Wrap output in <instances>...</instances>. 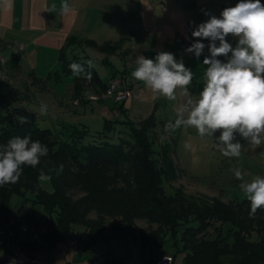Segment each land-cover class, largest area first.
I'll return each instance as SVG.
<instances>
[{
  "label": "trees",
  "instance_id": "1",
  "mask_svg": "<svg viewBox=\"0 0 264 264\" xmlns=\"http://www.w3.org/2000/svg\"><path fill=\"white\" fill-rule=\"evenodd\" d=\"M261 3L264 4V0ZM81 45L92 46L102 53L104 64L109 63L108 56L119 48L117 44L97 45L91 40L69 36L59 50V71L43 79L31 75L30 86L39 88L49 80L55 82L70 76L74 96L82 94L83 88L88 86L92 95H96L90 99H105L101 95L108 81L101 79L94 67L87 68L86 61L90 58L73 53L74 48ZM145 55L155 58L150 52ZM73 62L84 64L91 72V80L73 76L69 69ZM111 77L120 78L128 90L124 76L119 77L112 71ZM4 83L0 81V85ZM28 99L23 91L11 87L0 93V144H6L14 136L31 135L33 140L49 148L48 157L37 168L24 167L18 183L0 186V224L7 223L11 215L16 214L24 216L38 233V238L22 237L17 221L9 224L14 235L12 242L28 256L41 254L60 243L91 251L106 228L103 223L86 218L89 209L97 207V198L109 214L118 205L123 209L122 212L118 210L123 221L120 224L111 221L108 228L121 229L131 225L135 218L145 220L147 227L138 232L141 243L161 247L168 238L182 254L183 264H247L245 258H264V239L259 238V232H264V209H258L254 215L257 217L256 232L246 234H255L259 242L247 241L244 239L249 229L247 216H252L247 199L225 203L216 197L187 196L180 189L165 191L164 183L175 179L177 166L170 146L155 144L153 131L157 122L153 113L136 122L124 113L122 104L126 99L115 102L111 98L114 109L123 118H104L103 129L91 134L84 125L41 128L37 113L19 103ZM82 103H85L84 98ZM20 116L27 117L29 123L20 124ZM53 163L56 166L62 163L64 170L58 176L51 173L49 192L41 187L38 175L41 168L47 171ZM124 171L126 177L122 176ZM69 190L83 191L87 197L71 201ZM13 197L21 200L14 211L10 208ZM34 205L41 206L42 220L32 212ZM24 207L30 209L29 215L23 214ZM78 226L85 228V239L76 235Z\"/></svg>",
  "mask_w": 264,
  "mask_h": 264
},
{
  "label": "rangeland",
  "instance_id": "2",
  "mask_svg": "<svg viewBox=\"0 0 264 264\" xmlns=\"http://www.w3.org/2000/svg\"><path fill=\"white\" fill-rule=\"evenodd\" d=\"M235 5L233 3L228 7ZM222 10L223 8L220 9L221 12ZM151 41L147 37L145 39H142V37L137 38L136 42L130 45L125 55L108 56V64H104L102 61L104 55L91 46H77L74 48L73 53L90 58L94 62L93 67L99 77L105 81L109 72L108 69H114L110 71H115L119 77H123V72H121L123 68L127 73L131 74L136 67V58L141 56L137 49L148 47ZM229 42L235 47L237 38L233 37ZM190 57H192V61L203 64L204 59L196 58L193 54H190ZM218 59L223 62L227 61V57L223 56L218 57ZM207 67L204 64L201 70L197 69L196 66L189 67L194 73L191 87L195 90L189 87L191 89L189 91L194 98L203 88L206 80L204 74ZM0 76L2 81L7 79L3 73ZM67 78L62 77L60 81L55 82L52 80L50 83L54 85L53 88L50 84L39 88L33 86L26 88L22 84H20L22 87H18L29 98L19 103L21 106L37 113V122L41 128L84 125L91 134H94L103 129L104 118L115 119L118 117L116 116L118 115L116 113L117 109H114L115 104L111 98L106 97L101 101L90 99V96L96 95H92L94 93L87 86L83 88L82 94H80L85 100V103H82L80 95H73L71 79ZM10 86L8 83L7 86L5 84L1 85L0 92L7 91ZM186 100L187 97L182 96L179 89H177V99L169 101L167 98L153 93L143 82L136 80L132 87V92L124 102V113L136 122L153 113L157 122L153 131L155 144L167 143L172 150L171 155L177 166L175 168L176 177L168 183H164L165 191L172 192L175 189H180L187 196L216 197L225 203H228L229 200L240 201L246 199L239 189L241 181L235 178L232 169L239 168L244 179L248 181L257 176L264 177V142L261 145H250L237 135V140L243 145L242 154L238 158H229L223 156L216 147L218 143L216 138L220 134L219 130L212 138L208 136L200 137L197 130L189 126H181L174 130L167 128L166 126L170 122H175L178 112ZM42 103L48 106L46 115H40L39 113ZM111 112L116 115L111 114ZM119 118L122 119L123 117L120 116ZM122 176L126 177V172ZM39 183L43 189L51 191L49 182ZM67 193L71 201H78L87 197L86 193L80 190H69ZM96 201L97 207L92 210L89 209L86 218L96 223H103L106 228L102 236L96 240L93 249L85 252L68 247L65 243H60L56 247L43 252L39 257L38 264H116L120 262L125 264H146L150 260L155 259L160 253L174 254L172 264H183L181 262L182 254L176 251L172 240L167 238L165 244L161 247L150 243L145 245L141 243L138 232L147 227L148 223L145 220L135 218L131 225L123 226L121 229L111 230L108 228L111 221L115 224H120L123 221V217L120 215L123 209H120L121 205H118L116 210L109 214L106 212L104 203L102 201L99 202L97 198ZM117 202L119 201L117 200ZM20 203L21 200L19 198L13 197L10 201V208L14 211ZM32 208L34 215L42 220L44 213L41 206L34 205ZM118 210L121 212L119 213ZM247 218L249 229L245 233L244 239L259 242L255 234L252 236L246 235L250 231L256 232L257 217L247 216ZM77 229L76 235L85 239V228L78 226ZM33 238H38L37 232L33 235ZM259 238L264 239V232H259ZM177 246H180L179 242ZM35 256H39V254H35ZM245 260L247 264H264V258H245Z\"/></svg>",
  "mask_w": 264,
  "mask_h": 264
},
{
  "label": "clouds",
  "instance_id": "3",
  "mask_svg": "<svg viewBox=\"0 0 264 264\" xmlns=\"http://www.w3.org/2000/svg\"><path fill=\"white\" fill-rule=\"evenodd\" d=\"M3 3L11 7V0ZM56 7L52 5L53 10ZM60 11L62 14L73 11L68 0H61ZM205 14L208 20L195 28L192 32L195 41L185 49L196 58L203 54L205 47L210 53L203 60L208 66L206 80L195 98L189 91L194 73L173 53L159 52L154 59L138 56L131 76L169 101L177 99V89L187 97L175 122H170L167 128L189 126L200 137L212 138L219 130L216 147L223 156L238 158L243 145L237 135L250 145L264 142V4L261 0H239L235 6L224 8L219 17ZM229 35L237 38L235 47L227 40ZM204 39L209 41L207 45L201 42ZM221 56L227 57V61L218 59ZM86 64L88 69L94 66L91 59ZM69 69L75 77L92 78L84 64L73 62ZM47 112L48 106L42 103L40 115ZM19 123H29L28 118L20 116ZM48 155V146L33 140L31 135L14 136L6 144H0V186L18 183L24 167L37 168ZM63 170L62 163L58 166L53 163L47 171L41 168L38 181L50 182L51 173L58 176ZM232 171L241 181L239 189L250 202V215L254 216L258 209H264V177L248 181L239 168Z\"/></svg>",
  "mask_w": 264,
  "mask_h": 264
},
{
  "label": "crops",
  "instance_id": "4",
  "mask_svg": "<svg viewBox=\"0 0 264 264\" xmlns=\"http://www.w3.org/2000/svg\"><path fill=\"white\" fill-rule=\"evenodd\" d=\"M238 2L239 0H68L73 11L62 14L61 0H11L10 8L0 0V54L4 58L0 74L3 73L8 79L4 80L6 86L8 83L10 87L22 91L18 87H29L31 75L43 79L59 71V50L69 36L91 40L97 45L117 44L119 48L112 55H125L137 38L147 37L152 40L148 47L137 49L142 56L146 57L145 54L149 52L155 56L159 52H170L177 60L182 59L187 68L196 66L201 70L203 64L192 61L181 40L186 35L187 23L192 21L199 25L205 22L209 18L206 12L219 17L221 8ZM53 4L57 6L55 10L52 9ZM232 39L231 35L227 37L228 41ZM16 45H21L22 50L14 51L12 47ZM193 56L195 57L194 54ZM110 70L108 69L105 82L112 75ZM121 72L131 93L136 80L124 68ZM50 82L52 80L48 84L53 88L54 85ZM190 88L195 90L191 86ZM111 114L116 115L113 112ZM162 254L166 253H160ZM41 255L42 253L39 254Z\"/></svg>",
  "mask_w": 264,
  "mask_h": 264
},
{
  "label": "built area",
  "instance_id": "5",
  "mask_svg": "<svg viewBox=\"0 0 264 264\" xmlns=\"http://www.w3.org/2000/svg\"><path fill=\"white\" fill-rule=\"evenodd\" d=\"M198 25L189 21L187 23L186 35L182 37V41L185 47H190L195 41L192 37V32ZM205 45L209 43L207 39L201 41ZM22 46L18 45L14 47V51H21ZM210 55L209 49L205 47L203 54L199 57L204 59ZM4 64V58L0 54V65ZM1 72V71H0ZM121 79L118 77H111L107 82L105 92L102 93V98H112L113 101L119 102L126 99L130 92L126 88L123 89ZM23 214L29 215L30 209L24 207L22 209ZM13 221H17V226L22 237L30 236L36 233L32 225L27 221L24 216L11 215L10 220L5 224H0V264H38L40 256H28L19 246L12 242L13 232L9 227V224ZM174 258L170 254H162L158 258L151 260L148 264H172Z\"/></svg>",
  "mask_w": 264,
  "mask_h": 264
}]
</instances>
